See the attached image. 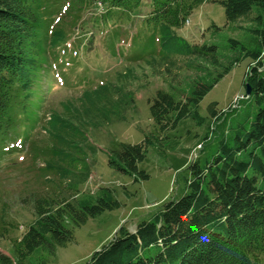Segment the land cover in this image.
Returning a JSON list of instances; mask_svg holds the SVG:
<instances>
[{
    "label": "trees",
    "instance_id": "obj_1",
    "mask_svg": "<svg viewBox=\"0 0 264 264\" xmlns=\"http://www.w3.org/2000/svg\"><path fill=\"white\" fill-rule=\"evenodd\" d=\"M204 2L151 0L150 11L140 21L139 45L159 55L164 47L179 44L180 53L217 64L216 46L190 45L174 33ZM142 4L143 0H0V159L16 153L19 141L26 144L30 139L34 152L31 137L43 121L44 84L51 62L62 64L67 31L83 30V16L91 11H96L92 19L102 29L128 26ZM219 4L227 23L256 25L251 32L260 50L243 48L253 59L244 81L250 95L246 92L244 100H252L254 109L226 121L217 103H211L209 117L218 125L213 136L205 137L196 158L177 174L179 197L138 221L134 232L122 225L88 264H264L260 261L264 254V0H220ZM54 21L59 24L53 25ZM146 40L148 44L143 43ZM129 43L124 41L126 47ZM222 78L220 74L213 82L199 80L190 96L179 101L167 91H156L148 101L156 138L175 130L184 119L202 124L199 104ZM43 122L47 133L49 128L56 134L65 132L66 121L60 113H51ZM150 144L149 138L139 144H121L109 156L110 169L134 177L135 182L147 180L139 165ZM41 154L48 156L49 150ZM103 191L94 204L49 192L24 196L22 204L31 207L33 222L14 240L15 259L0 253V264H40L31 262L37 252L54 256L58 247L73 241L75 228L120 207Z\"/></svg>",
    "mask_w": 264,
    "mask_h": 264
},
{
    "label": "rangeland",
    "instance_id": "obj_2",
    "mask_svg": "<svg viewBox=\"0 0 264 264\" xmlns=\"http://www.w3.org/2000/svg\"><path fill=\"white\" fill-rule=\"evenodd\" d=\"M219 1L205 0L181 30H174L190 45L216 46L217 64L180 53L179 44L172 49L164 47V53L159 55L140 46V21L150 11L151 0H143L128 26L102 29L92 19L96 11H91L83 16V30L77 27L74 33L67 31L65 62H51L41 109L43 121L51 113H60L66 121L65 132L56 134L49 128L47 133L41 121L31 137L36 151L29 148L30 139L26 144L17 141L16 153L1 157L0 253L15 259L14 240L26 232L34 219L31 207L22 204L24 196L31 192H49L50 196L94 204L105 189L120 203L118 209L105 211L75 228L73 241L58 247L54 256L37 252L31 262L38 260L40 264H88L122 225L134 232L138 221L179 197L177 174L195 159L197 145L213 136L218 125L209 117V105L217 103V111L225 113L222 118L226 121L247 116L254 109L252 100L240 102L237 98L246 93L244 81L253 60L243 48L259 47L257 36L251 32L256 25L227 23ZM126 40L132 42L127 47ZM139 56L144 59L137 61ZM227 68L230 71L224 73ZM220 74L223 78L199 104L198 113L204 122L181 120L175 130L162 135L164 139H157L148 103L156 91L164 90L175 100H184L196 82H213ZM146 138L151 144L139 168L148 174L147 180L135 182L134 177L110 169L109 156L121 144H139ZM45 149L49 150L48 156L41 154ZM260 261L264 263V254Z\"/></svg>",
    "mask_w": 264,
    "mask_h": 264
},
{
    "label": "water",
    "instance_id": "obj_3",
    "mask_svg": "<svg viewBox=\"0 0 264 264\" xmlns=\"http://www.w3.org/2000/svg\"><path fill=\"white\" fill-rule=\"evenodd\" d=\"M246 92H247V95H250V90L249 89Z\"/></svg>",
    "mask_w": 264,
    "mask_h": 264
},
{
    "label": "built area",
    "instance_id": "obj_4",
    "mask_svg": "<svg viewBox=\"0 0 264 264\" xmlns=\"http://www.w3.org/2000/svg\"><path fill=\"white\" fill-rule=\"evenodd\" d=\"M240 99H243V97H239V98H237V100H240Z\"/></svg>",
    "mask_w": 264,
    "mask_h": 264
}]
</instances>
